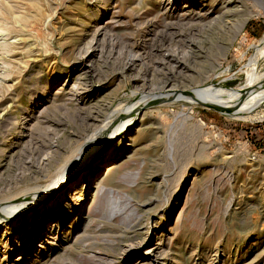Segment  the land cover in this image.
Returning a JSON list of instances; mask_svg holds the SVG:
<instances>
[{
	"label": "rangeland",
	"instance_id": "1",
	"mask_svg": "<svg viewBox=\"0 0 264 264\" xmlns=\"http://www.w3.org/2000/svg\"><path fill=\"white\" fill-rule=\"evenodd\" d=\"M38 1L11 77L0 64V264H264V0ZM117 147L107 175L114 159L87 180L78 166L67 224L19 260L20 227L42 220L28 206Z\"/></svg>",
	"mask_w": 264,
	"mask_h": 264
},
{
	"label": "bare ground",
	"instance_id": "2",
	"mask_svg": "<svg viewBox=\"0 0 264 264\" xmlns=\"http://www.w3.org/2000/svg\"><path fill=\"white\" fill-rule=\"evenodd\" d=\"M234 1H237V0H234ZM224 3H226V5H225L226 11H229L230 7H227V6H230L233 3V0H224ZM29 7H33L35 9V12H30ZM41 15H42V6L38 0H32L30 2H27V4H25L24 2L21 3L19 0H0V64H1V66H3L5 68L3 73L1 72L2 70L0 68V72L2 73L1 75L3 77H11V75H12V72H13L12 67L15 65V57L14 56H15V53H16L17 47H18L17 45L22 44V43L24 44L23 46L27 45V38L26 37H24V36L20 37L18 40L17 39L15 40L13 38V37H15V32H17L18 27L21 31V29L25 28V26H26L25 23H27V21H38L41 18ZM22 22H25V23L22 24ZM238 28L240 30L242 28L241 25ZM23 46H22V49H23ZM262 55H264V51H263ZM257 61H258V58L254 62V64L251 66V68L248 69V71H247L248 80L246 81L245 87H243L239 90L236 98H238V99L242 98V97L245 98V96H247L246 95V92H247L246 88L249 86V84L254 79H256L255 77L258 76L254 71V66H255ZM169 84H167V82H166L165 87ZM165 87L162 88V90L160 89L159 91H156V92H154L155 90L150 89V87H149L150 91H152L151 96H153V97L154 96L158 97V96H162V95L165 96V94L172 92L173 88H175L173 85H169V87L167 89ZM182 91L180 92V94L178 93V95L191 97V98H194L196 100L200 99V93L198 91L190 92L188 94H184ZM153 97H150L149 102L152 101ZM226 103H227V101H226ZM145 105H146V101L143 100L138 104V106H136V108L133 112V115L131 116V120H130L131 123H132V121H134L135 119H138L140 117H141V121L143 120V117L145 116V108H146ZM233 106H234V104L231 107H233ZM221 108H224V107H221ZM228 111L233 112L232 110H228ZM239 111H241V112H238V111L237 112L240 115H243V113H244L247 116V112H242L245 110H239ZM237 112L235 111L234 113L236 114ZM248 116H249V114H248ZM96 119H97V117H96ZM120 126L122 128H120L119 132L113 131L111 133V136L108 138L106 143L103 145V148L104 147H106V148L111 147V144L115 139L114 138L115 135L118 136V134L122 135V138L119 142V145L121 146L122 141H123V136L125 134H127L129 131L133 130L131 128V126H128L127 128H124L125 126H122V125H120ZM139 129H140V127H139ZM139 129L137 130V132H139ZM116 133H118V134H116ZM131 139H132V142L135 141L134 136H132ZM118 149L119 148L117 147L116 150L114 151V154H112V152H110V150H109V151H106L102 154L100 151L98 153L93 154L92 156H89V159H87L83 163H80L76 167L71 169L69 171L68 175L65 178H63L62 181H59L56 185L52 186L51 189H49L47 191L45 190L46 195L44 196V198H41L40 196H38L31 203V205L28 206L31 209V211H33L35 214L39 215L40 218L42 219L41 222L39 223V225L38 226L36 225L37 226L36 233L35 234L33 233V235L29 234L33 230V227H34L33 225L21 226L16 243L17 244L22 243L21 246H23V247L25 246L26 243H28V244L31 243V247H32L34 240H36V239H38L39 241L45 240V237L49 235V232L52 230V228L54 226L61 227V230H62L68 222V221L66 222V219L69 215H68V213H66L63 210L62 205H61L62 203H60V201L62 200V198H66L68 200V197H72V193H71L72 187L78 182V180H80L79 179L80 175H82V173L78 174V171H79L78 166L81 164H82L81 166L86 165V164H88V166L90 165V168L87 167V169L83 172V174H85L84 178H86V180H87V178L90 176V174L94 177L97 176V173L100 171V169L103 166V164L105 163V161L109 160L110 158L112 160L114 159L113 162H111L109 164V166L107 167V173H106V175H107L110 172L116 170L123 162V161L117 162L115 160L120 155L117 152ZM102 181H103V179L98 181V186L102 185L101 184ZM62 186H65V187H62ZM63 188L64 189L67 188L66 189L67 192H66L65 197H64L65 193L62 192ZM102 188H101V190H103ZM40 198H41V200H40ZM58 201H59V203L56 204V202H58ZM51 204H53L52 209L50 208ZM28 207H27V209H28ZM49 208L53 211L52 213L48 211ZM57 209H59V210L57 211ZM25 211H26V208L22 209V214ZM180 213H181V211H180ZM60 214H61V216H60ZM111 216L113 217V215H111ZM54 217H55V219H54ZM52 219H54V220L51 222V224H48ZM41 224H43V227ZM48 225H51V230L50 229L48 230ZM40 229H42V231H40ZM45 241H43V242L45 243ZM13 249L16 250V247H14ZM22 250H23V252H25L27 250V248L24 247V248H22ZM161 250H162V247H161L160 241H158L155 245L151 246L149 250H147L146 253L149 254L148 258H150L151 262L158 263L160 261L159 252ZM32 253L33 252L26 253L24 255L20 254L19 260H30V261L36 260V257L38 256V254H32ZM31 264H33V262Z\"/></svg>",
	"mask_w": 264,
	"mask_h": 264
}]
</instances>
